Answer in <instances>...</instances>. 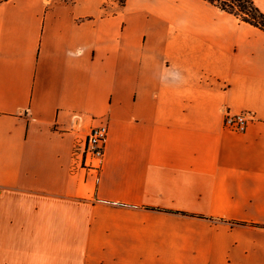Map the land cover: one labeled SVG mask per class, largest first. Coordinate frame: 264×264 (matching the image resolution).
Segmentation results:
<instances>
[{
  "label": "crops",
  "instance_id": "crops-1",
  "mask_svg": "<svg viewBox=\"0 0 264 264\" xmlns=\"http://www.w3.org/2000/svg\"><path fill=\"white\" fill-rule=\"evenodd\" d=\"M101 123L97 170L73 148ZM0 264H264V30L207 0L2 1Z\"/></svg>",
  "mask_w": 264,
  "mask_h": 264
},
{
  "label": "built area",
  "instance_id": "built-area-1",
  "mask_svg": "<svg viewBox=\"0 0 264 264\" xmlns=\"http://www.w3.org/2000/svg\"><path fill=\"white\" fill-rule=\"evenodd\" d=\"M251 118L250 112L230 113L228 110H225L223 124L227 129L242 132L246 129ZM107 136L108 126L106 123L92 126L82 139L75 142L73 158H82L83 162L85 160H95V168L97 170L100 169L104 158Z\"/></svg>",
  "mask_w": 264,
  "mask_h": 264
},
{
  "label": "trees",
  "instance_id": "trees-1",
  "mask_svg": "<svg viewBox=\"0 0 264 264\" xmlns=\"http://www.w3.org/2000/svg\"><path fill=\"white\" fill-rule=\"evenodd\" d=\"M5 0H0V3ZM123 5L125 0H117ZM220 10L231 13L241 21L259 27L264 30V13L253 3V0H207Z\"/></svg>",
  "mask_w": 264,
  "mask_h": 264
},
{
  "label": "rangeland",
  "instance_id": "rangeland-1",
  "mask_svg": "<svg viewBox=\"0 0 264 264\" xmlns=\"http://www.w3.org/2000/svg\"><path fill=\"white\" fill-rule=\"evenodd\" d=\"M117 1V0H116ZM118 2V1H117Z\"/></svg>",
  "mask_w": 264,
  "mask_h": 264
}]
</instances>
